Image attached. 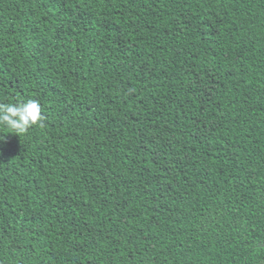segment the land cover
Wrapping results in <instances>:
<instances>
[{"label":"trees","instance_id":"1","mask_svg":"<svg viewBox=\"0 0 264 264\" xmlns=\"http://www.w3.org/2000/svg\"><path fill=\"white\" fill-rule=\"evenodd\" d=\"M0 264H264V0H0Z\"/></svg>","mask_w":264,"mask_h":264},{"label":"clouds","instance_id":"2","mask_svg":"<svg viewBox=\"0 0 264 264\" xmlns=\"http://www.w3.org/2000/svg\"><path fill=\"white\" fill-rule=\"evenodd\" d=\"M44 116L39 101L29 99L16 103H0V125L13 133L25 134L33 126H42ZM5 139L0 136V141Z\"/></svg>","mask_w":264,"mask_h":264}]
</instances>
